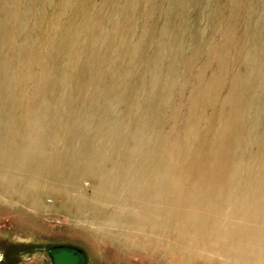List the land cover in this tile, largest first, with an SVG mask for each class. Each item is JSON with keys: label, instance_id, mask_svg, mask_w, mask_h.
Listing matches in <instances>:
<instances>
[{"label": "rangeland", "instance_id": "rangeland-1", "mask_svg": "<svg viewBox=\"0 0 264 264\" xmlns=\"http://www.w3.org/2000/svg\"><path fill=\"white\" fill-rule=\"evenodd\" d=\"M153 96L161 100L149 119L161 143L157 159L187 176V187L229 191L230 171L261 168L264 0H0L1 160L34 132L53 156L79 146L89 112L126 110L132 121L147 116L143 124ZM222 162L229 168L209 177ZM251 174L250 189L260 183ZM43 175L37 192L25 191L28 177L16 172L10 187L0 183V264H52L46 248L62 244L83 250L87 264H169L159 244L135 246L106 220L107 198L69 212L62 190L45 188L50 174ZM68 177L69 193L90 198L88 179ZM83 212L109 224L99 230Z\"/></svg>", "mask_w": 264, "mask_h": 264}, {"label": "bare ground", "instance_id": "bare-ground-1", "mask_svg": "<svg viewBox=\"0 0 264 264\" xmlns=\"http://www.w3.org/2000/svg\"><path fill=\"white\" fill-rule=\"evenodd\" d=\"M126 96L122 92L114 99L123 104ZM152 102L158 108L161 100L153 96L149 103ZM153 103L146 121L158 113ZM126 112L114 114L102 109L85 114L89 120L81 131L87 141L76 147H62L55 156L52 151L48 150L52 155L45 151L52 146L48 145L50 142L39 132L32 133L23 139L21 147L12 153L11 149L0 159V183L10 187L16 172L28 177L25 191H36L35 184L41 182L47 170L50 178L45 188L62 190L63 204L69 212L79 201L93 206L99 204L96 198H107L113 207L101 205L103 213H107L106 220L114 219L111 222H117L120 232L129 234L135 246L152 248L159 244L169 264H181L184 258L200 260L201 264H264V165L244 176L230 171L229 191L215 187L206 190L199 185L189 188L184 184L187 176L173 175L168 164L157 159L160 139L149 134L150 120L138 122L147 116L132 121ZM42 157L47 161L42 162ZM157 164L159 170L155 169ZM214 168L209 177L229 166L222 162ZM74 173L88 179L90 198L84 199L79 192L69 193L73 181L68 174ZM251 173L254 180H260L252 189ZM39 206L36 200L32 202L33 209ZM19 207L24 210L25 204ZM76 213L80 215L79 211ZM84 219L99 230L109 224L98 222L99 216L94 213H84ZM141 237L145 243L140 242Z\"/></svg>", "mask_w": 264, "mask_h": 264}, {"label": "water", "instance_id": "water-1", "mask_svg": "<svg viewBox=\"0 0 264 264\" xmlns=\"http://www.w3.org/2000/svg\"><path fill=\"white\" fill-rule=\"evenodd\" d=\"M46 251L52 264H87L85 252L74 245L49 246Z\"/></svg>", "mask_w": 264, "mask_h": 264}]
</instances>
